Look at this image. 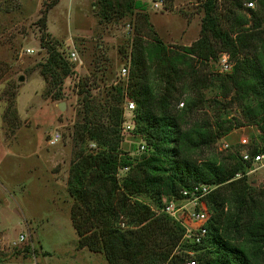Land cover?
Returning <instances> with one entry per match:
<instances>
[{
    "label": "trees",
    "instance_id": "obj_1",
    "mask_svg": "<svg viewBox=\"0 0 264 264\" xmlns=\"http://www.w3.org/2000/svg\"><path fill=\"white\" fill-rule=\"evenodd\" d=\"M245 1L231 0L225 10L233 20L224 28L217 0H204L199 37L171 50L154 30L140 0H99L100 19L136 8L141 11L136 15L144 20V30L136 31L132 39L125 91L135 102L132 133L145 141L146 148L138 154L121 149L123 108L111 106L106 125H81L80 147L67 180L79 247L103 252L109 264H184L189 251L196 264H264V187L250 184L251 164L240 156L241 148L219 159L191 156L233 125L225 118L213 120L206 112L185 124L204 102V88L217 82L221 99L213 101H238L245 121L261 131L262 144L248 149L264 151V0H256V9ZM57 2L45 5L38 22L41 45L48 51L40 71L44 77L51 75L52 96L60 98L63 76L73 70L57 40L44 31L47 11ZM242 2L247 12L237 13ZM222 51L234 62L231 70L206 69ZM3 71L0 62V78ZM7 92L13 98L4 114L16 117L15 91ZM180 100L183 106L175 107ZM235 123L241 122L235 119ZM87 138L96 148L84 145ZM124 165L128 169L119 179L118 168ZM198 182L217 186L206 199L207 231L195 242L183 237L184 226L161 207L163 196L178 198L181 188Z\"/></svg>",
    "mask_w": 264,
    "mask_h": 264
},
{
    "label": "rangeland",
    "instance_id": "obj_2",
    "mask_svg": "<svg viewBox=\"0 0 264 264\" xmlns=\"http://www.w3.org/2000/svg\"><path fill=\"white\" fill-rule=\"evenodd\" d=\"M50 1L0 0V62L4 70L0 78V264H109L103 252L77 245L70 218L74 198L67 180L74 152L80 147L77 136L81 125L108 124L110 107L125 109L131 99L125 91L130 51L135 32L144 30V20L140 21L136 14L141 11L136 8L123 16L114 12L108 20L100 19L99 0H58L50 7L44 31L57 40L58 50L73 70L63 76L62 96L56 98L52 96L51 75L44 77L40 71L48 51L40 42L38 18ZM140 1L154 30L171 50L199 37L204 0ZM230 2L217 0L224 28L233 20L226 17ZM242 6L237 13L247 12L243 2ZM257 6L255 0L253 8ZM72 49L78 52L80 64L67 58ZM223 52L229 54L222 51L219 58ZM219 58L209 60L206 69L220 72ZM122 67L126 75L121 73ZM217 84L204 88V102L185 124L206 112L213 120H230L233 126L212 145L194 149L191 156L197 159H219L234 149L262 144L261 131L245 121L238 101H213L221 99ZM11 90L15 91L16 117L4 114L13 98L8 96ZM235 119L241 123L236 124ZM56 131L60 136L51 142ZM241 137L247 138L246 145L241 144ZM134 139L124 135L121 149L138 154ZM224 142L228 146L223 147ZM84 145L96 148L89 138ZM248 179L252 186L264 187L263 169L250 171ZM20 233L24 239L15 243Z\"/></svg>",
    "mask_w": 264,
    "mask_h": 264
},
{
    "label": "built area",
    "instance_id": "obj_3",
    "mask_svg": "<svg viewBox=\"0 0 264 264\" xmlns=\"http://www.w3.org/2000/svg\"><path fill=\"white\" fill-rule=\"evenodd\" d=\"M162 0L156 1L155 4H160ZM246 6L253 7L255 0H247L244 2ZM27 51H32L27 49ZM70 61L76 64L82 62L81 58L78 55V52L74 49L69 51L68 57ZM219 58V57H218ZM219 71H228L231 69V61L229 54L223 52L222 56L219 58ZM121 73L126 75V68L122 67ZM183 106V100H180L177 103V107ZM135 107V102L132 99H128L125 104V109H123L122 117L123 120L120 124V133L122 138L124 135H130L134 138V145L138 152H142L146 148L145 141L135 136L132 133L133 128V109ZM60 133L58 131L54 132L51 135L53 137L50 139L51 142H55ZM241 144L246 145L248 143L246 137H241ZM228 146V142L223 143V147ZM240 156L243 160L250 162L251 167L248 169L247 173L255 170L256 168H262L264 172V151L258 149L257 151L251 152L247 147L241 148ZM128 169V165L120 166L118 168L117 176H121ZM240 174L237 173L236 176ZM216 184H210L205 182L194 183L188 188H181L179 190L178 198H167L162 197V207L161 210L175 219L177 222L184 226V238L193 240L195 242L201 241V238L205 235L207 231L206 222L209 218V209L207 206V196L210 192L216 187ZM123 225V222H122ZM24 239V234L20 233L17 240L14 242L17 243ZM184 264H196V261L191 256L185 258Z\"/></svg>",
    "mask_w": 264,
    "mask_h": 264
}]
</instances>
